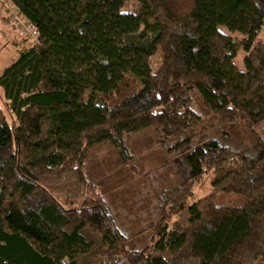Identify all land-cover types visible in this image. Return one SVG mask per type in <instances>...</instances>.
<instances>
[{
	"label": "trees",
	"instance_id": "trees-1",
	"mask_svg": "<svg viewBox=\"0 0 264 264\" xmlns=\"http://www.w3.org/2000/svg\"><path fill=\"white\" fill-rule=\"evenodd\" d=\"M10 1L37 39L0 74V264H264V0ZM222 127L246 128L250 149L218 141ZM149 128L181 181L126 250L84 165L104 144L124 160ZM204 177L211 193L192 200Z\"/></svg>",
	"mask_w": 264,
	"mask_h": 264
},
{
	"label": "rangeland",
	"instance_id": "rangeland-1",
	"mask_svg": "<svg viewBox=\"0 0 264 264\" xmlns=\"http://www.w3.org/2000/svg\"><path fill=\"white\" fill-rule=\"evenodd\" d=\"M134 6L129 2L122 11H131ZM218 30L238 43L244 38L238 33H229L224 27ZM4 34H7L9 44H6ZM263 39L264 28L258 41ZM27 42L0 14V74L17 58L20 46ZM244 58L245 53L239 49L232 61L238 70H244ZM160 63L161 55L157 53L150 59L151 70L156 71ZM2 102L0 96V105ZM193 107L207 125L215 124L214 116L205 111L198 100L194 101ZM6 116L11 120L9 115ZM257 132L264 138V124ZM216 133L218 141L234 149L247 150L251 147V135L244 127H222ZM125 145L128 149L126 160L121 159L109 144L95 146L88 153L84 172L88 180L96 183L116 226L129 239L125 249L135 250L147 245L152 238L149 228L156 219L159 194L179 184L181 177L174 155L166 152L154 129L132 134ZM211 191L209 178L204 177L195 185L192 200L207 196ZM234 199L230 196L229 202ZM120 264L127 263L122 261Z\"/></svg>",
	"mask_w": 264,
	"mask_h": 264
},
{
	"label": "built area",
	"instance_id": "built-area-1",
	"mask_svg": "<svg viewBox=\"0 0 264 264\" xmlns=\"http://www.w3.org/2000/svg\"><path fill=\"white\" fill-rule=\"evenodd\" d=\"M0 14L8 21V25L15 29L22 37L31 41L37 39V32L11 3L10 0H0Z\"/></svg>",
	"mask_w": 264,
	"mask_h": 264
},
{
	"label": "crops",
	"instance_id": "crops-1",
	"mask_svg": "<svg viewBox=\"0 0 264 264\" xmlns=\"http://www.w3.org/2000/svg\"><path fill=\"white\" fill-rule=\"evenodd\" d=\"M4 40H6V44H9V39L7 38V34H4Z\"/></svg>",
	"mask_w": 264,
	"mask_h": 264
}]
</instances>
